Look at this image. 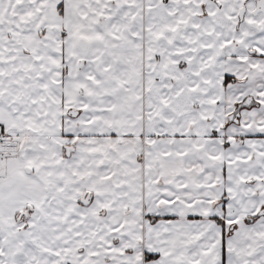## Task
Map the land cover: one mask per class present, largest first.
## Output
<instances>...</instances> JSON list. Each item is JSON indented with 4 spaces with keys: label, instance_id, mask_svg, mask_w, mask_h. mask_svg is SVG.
Instances as JSON below:
<instances>
[{
    "label": "crops",
    "instance_id": "1",
    "mask_svg": "<svg viewBox=\"0 0 264 264\" xmlns=\"http://www.w3.org/2000/svg\"><path fill=\"white\" fill-rule=\"evenodd\" d=\"M255 8L0 0V127L21 137L0 182L13 184L15 169L23 181L0 198V264H61L59 247L36 257L31 239L58 224L60 202L86 234L80 255L67 251L76 264H264V14ZM247 97L255 106L230 121ZM31 146L43 153L36 166L46 164L33 180L22 172ZM81 165L107 185L79 186L90 177ZM68 169L73 190L58 176ZM92 189L93 207H83ZM37 201L46 204L30 234L13 231L14 211Z\"/></svg>",
    "mask_w": 264,
    "mask_h": 264
},
{
    "label": "rangeland",
    "instance_id": "2",
    "mask_svg": "<svg viewBox=\"0 0 264 264\" xmlns=\"http://www.w3.org/2000/svg\"><path fill=\"white\" fill-rule=\"evenodd\" d=\"M252 106L253 105H251V107ZM68 111H70V109ZM68 111H67V113H69ZM70 116H73V115H70ZM68 118H70V119H68L69 123H70L71 119H75V118H71L69 116H68ZM81 119L82 120L84 119V115H81L78 118V121H80ZM2 132H3V134H6L8 136L7 139L9 141V150L13 151L15 148L17 149V145L20 144V141H21L20 138L21 137L18 134L13 133L9 129L3 128ZM27 132H28V135L35 136V137H38L40 135H44V133H42V132H37L35 130H30V129H28ZM155 137H158V135H155ZM11 140H13V142H11ZM67 148H68L69 152L71 151L69 146L65 147L66 155H67ZM28 151H31V152L30 153L26 152L24 154V160L26 161V163L24 166H22V172L26 173L24 175L26 177V179L33 180L34 178H36L42 174V172H41L42 169L46 171V169H45L46 164H42V168H40L41 166H36V164H37V162L35 161L36 159L38 162L43 160V156H42L43 153L41 152L40 147L38 149L36 146H31V148H28ZM7 156L12 157L13 155L11 153H9V154H7ZM9 163H10V160H8V164ZM101 163H103V162H101ZM68 166H73V162H71ZM72 169H68L64 173H62L61 175H58V176H60V179L62 180L61 182H63V185L67 186L68 190H70V188L73 190L76 187L74 177L71 174ZM0 170H1V172H0V177H1L2 172H3V161H2V167H0ZM78 170L80 172V173H78L79 176L83 172L89 173V176H90V177H88L86 174L82 175L81 181L79 182L80 183L79 186H82L85 184L86 185L87 184H89V185H97V184L107 185V183H103L104 181H103V179H101L102 177L100 178V176L103 173H98V174L94 173L93 174V172L91 173L90 171H87V168L83 165L78 166ZM10 171L14 172L12 165L10 166ZM52 171L54 172V175H52L53 178L55 176V173L60 172L59 168L56 165H53ZM107 178H106V180H107ZM53 181L54 180L52 179V182H51V177L49 179H48V177L46 179H44L45 191H47V188H49L48 189L49 191L54 190ZM109 181H111V177L109 178ZM22 182L23 181H21L20 176L18 174V171H16V169H15V178L12 179L13 184H9L8 186L4 187V183L0 182V198H1V201H3V199L7 196V194L11 190H14V188L17 185L21 186L20 183H22ZM92 191H93V193L96 192V190L92 189L91 191H86L83 194V196L85 194H90L92 197V195H93ZM254 194H256V193H254ZM83 196L80 198L81 202L79 201L81 204L84 205L83 207H93L91 204L85 205L83 203ZM45 204H46V202L44 203V207H45ZM58 205L62 206L63 211H64V212L62 211L63 213H61L58 216L59 217L58 224L52 223L51 227L46 226L45 230H43V227H42L41 228L42 231L40 230L39 232H37V228H36L35 232L34 231H33L34 233L32 232L33 234H31V239L33 238V241L35 243L34 246L36 247L35 249L33 248V253L37 257L38 254H43L44 246L46 248H48V251L50 248L52 251H54V247H59V253L62 254V256H63V258H60L61 264H76V262L73 258L68 257L67 251H73L74 256L80 255L81 252L84 250H83L82 246L78 247V245L75 244V241H83V237H86V234L83 232L84 230L77 227V223H78L80 217L74 218L72 216V214H69L68 216H66V213H70V211H67V209L72 205H64V204H62V202H60ZM42 207H43V201L40 203L37 201L36 203L35 202H28L27 204H24L21 207H19L17 210H15L13 213V220L15 223H19L21 227L20 228L16 227V229L13 231H15L17 233L22 232V234H24V233L27 234L28 232H31L32 230H29L31 223H32L34 217L36 216V214L40 211V209ZM35 210H36V212H35ZM104 211L106 212V210H104ZM104 211L100 212L101 216H104L106 214ZM55 212H58V211H55ZM37 217H42V212H41V215L38 214ZM38 219L41 220V218H38ZM53 219H54V215H53ZM83 221H85V225L89 226V220L88 219L85 218V220H83ZM96 231L97 232L101 231L100 227H97ZM115 231L117 232V234H120V228L115 229ZM28 234H30V233H28ZM37 241L39 243H37ZM72 241H74V242L71 243ZM112 250L113 249H112L111 245H108V244H104L102 246V249H101V251H105V252L112 251ZM29 253H31V247H30ZM90 261H91V264H102L103 263V261L101 259H99V260L93 259ZM109 262L110 261L105 260V264H109ZM83 263H85V261H83ZM33 264H39V263H33Z\"/></svg>",
    "mask_w": 264,
    "mask_h": 264
},
{
    "label": "water",
    "instance_id": "3",
    "mask_svg": "<svg viewBox=\"0 0 264 264\" xmlns=\"http://www.w3.org/2000/svg\"><path fill=\"white\" fill-rule=\"evenodd\" d=\"M253 1H255L256 9H257V10L259 9V10H261V11H264V0H253ZM262 7H263V8H262ZM254 104H255V103H254L253 98H252V97H247V98L243 101V103H241V104L237 107L235 113H233V114L230 116L229 120H230V121H233L232 118L234 117V121H235V122H238V116L240 115L241 110H242V109H248L249 107H251V105H254ZM90 199H91V195H90V194H85V195L83 196V203H84L85 205L89 204ZM249 219H250V221L253 220L252 218H249Z\"/></svg>",
    "mask_w": 264,
    "mask_h": 264
},
{
    "label": "built area",
    "instance_id": "4",
    "mask_svg": "<svg viewBox=\"0 0 264 264\" xmlns=\"http://www.w3.org/2000/svg\"><path fill=\"white\" fill-rule=\"evenodd\" d=\"M2 130L3 128L0 127V167H2V161L6 158L7 154H9L11 151L9 150V141L7 139L8 136L6 134H3ZM11 142H13V140H11Z\"/></svg>",
    "mask_w": 264,
    "mask_h": 264
},
{
    "label": "trees",
    "instance_id": "5",
    "mask_svg": "<svg viewBox=\"0 0 264 264\" xmlns=\"http://www.w3.org/2000/svg\"><path fill=\"white\" fill-rule=\"evenodd\" d=\"M235 81H237L236 78H234V77H227L226 80H225V83L228 84L229 82H235ZM221 223H222V222H221ZM152 257H155V256H154V255H150V256L147 257V258L149 259V258H152Z\"/></svg>",
    "mask_w": 264,
    "mask_h": 264
},
{
    "label": "flooded vegetation",
    "instance_id": "6",
    "mask_svg": "<svg viewBox=\"0 0 264 264\" xmlns=\"http://www.w3.org/2000/svg\"><path fill=\"white\" fill-rule=\"evenodd\" d=\"M255 2V1H254ZM263 8V7H262ZM260 13H263L264 14V11H261V10H257L256 8L254 9V11H253V14H260ZM233 120H234V117L232 118ZM90 202H91V199H90ZM90 202H89V204H90ZM89 204H87V205H89Z\"/></svg>",
    "mask_w": 264,
    "mask_h": 264
}]
</instances>
